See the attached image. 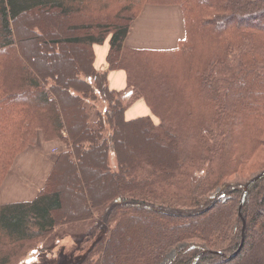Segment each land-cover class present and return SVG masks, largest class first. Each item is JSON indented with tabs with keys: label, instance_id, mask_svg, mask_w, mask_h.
<instances>
[{
	"label": "trees",
	"instance_id": "16d2710c",
	"mask_svg": "<svg viewBox=\"0 0 264 264\" xmlns=\"http://www.w3.org/2000/svg\"><path fill=\"white\" fill-rule=\"evenodd\" d=\"M148 4L182 8L177 48L125 44ZM42 135L66 147L37 196L0 202V264L78 222L105 232L82 264H264V178L240 209L264 171V0H0V187Z\"/></svg>",
	"mask_w": 264,
	"mask_h": 264
},
{
	"label": "rangeland",
	"instance_id": "374dc122",
	"mask_svg": "<svg viewBox=\"0 0 264 264\" xmlns=\"http://www.w3.org/2000/svg\"><path fill=\"white\" fill-rule=\"evenodd\" d=\"M99 101L97 109L105 110L108 103L102 100V97ZM65 147L66 144L59 139L46 142L43 135L37 137L31 146L16 155L13 166L0 187V201H18L31 194L38 195L51 174L56 156ZM261 154L258 155L260 158L257 157V159L259 158L257 163L264 159V151ZM109 159L112 170H117L115 152H111ZM260 167L262 166L259 165L255 169L247 168L237 174L228 175L225 177V181L248 182L259 173L258 168ZM54 176L56 177V173ZM81 180L80 185L83 187L84 183ZM88 225V223L81 222L76 225L69 223L60 225L51 235L39 237L26 243V247L18 256L20 259L18 264H82L88 251L102 238L100 236L105 234L101 227L96 230L95 234L84 233L87 231ZM244 243L245 241H243V246Z\"/></svg>",
	"mask_w": 264,
	"mask_h": 264
},
{
	"label": "crops",
	"instance_id": "0c3cea01",
	"mask_svg": "<svg viewBox=\"0 0 264 264\" xmlns=\"http://www.w3.org/2000/svg\"><path fill=\"white\" fill-rule=\"evenodd\" d=\"M185 35V22L180 6L148 4L144 6L132 23L125 44L130 48L140 50H171L179 46ZM108 51L109 44L107 42L104 45H95V63L100 70L110 71L107 61ZM109 81L114 89H125L127 86L126 71L121 69L110 71ZM150 113L151 110L145 100L139 99L127 109L126 116L128 119H133ZM46 145H49V143H46ZM35 196L31 194L23 200L33 199Z\"/></svg>",
	"mask_w": 264,
	"mask_h": 264
},
{
	"label": "water",
	"instance_id": "95a60500",
	"mask_svg": "<svg viewBox=\"0 0 264 264\" xmlns=\"http://www.w3.org/2000/svg\"><path fill=\"white\" fill-rule=\"evenodd\" d=\"M263 178H264V171L261 172L260 174H258L257 176H255L254 178H252V179L250 180V182L247 183V185H246L245 188H244V198H243L242 204H241V206H240V209H242L243 203H244L245 200H246V197H247L248 190H249L250 186H251L252 184H254L255 182H257L258 180L263 179ZM240 213H241V210H240ZM245 227H246V221L244 220V230H245ZM202 254H203V253L199 254V255L196 257V259L194 260V264H196V263L198 262V260H199V258L201 257Z\"/></svg>",
	"mask_w": 264,
	"mask_h": 264
}]
</instances>
